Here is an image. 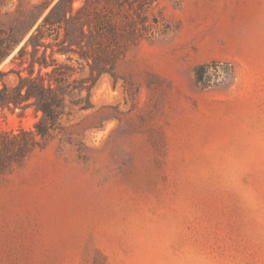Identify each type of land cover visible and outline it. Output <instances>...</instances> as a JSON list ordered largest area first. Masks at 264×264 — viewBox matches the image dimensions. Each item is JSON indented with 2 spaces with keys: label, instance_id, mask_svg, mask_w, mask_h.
Wrapping results in <instances>:
<instances>
[{
  "label": "rangeland",
  "instance_id": "374dc122",
  "mask_svg": "<svg viewBox=\"0 0 264 264\" xmlns=\"http://www.w3.org/2000/svg\"><path fill=\"white\" fill-rule=\"evenodd\" d=\"M58 1L0 0V90L38 58L62 102L0 178V264H264V0H65L73 51L18 56Z\"/></svg>",
  "mask_w": 264,
  "mask_h": 264
},
{
  "label": "trees",
  "instance_id": "16d2710c",
  "mask_svg": "<svg viewBox=\"0 0 264 264\" xmlns=\"http://www.w3.org/2000/svg\"><path fill=\"white\" fill-rule=\"evenodd\" d=\"M65 0H59L44 16L38 27L30 34L24 45L19 49L18 56H22L27 52L28 46L31 47L32 53L36 54L39 52L40 47H44L41 42V31L46 28L48 30L54 29L55 27L63 26L66 30L63 38V43L68 45V49L57 50L60 54H67L72 52V45L76 44L75 40H72L70 32L66 27L74 26L80 29L83 34V26L79 22H75V18L71 15L73 12H80L81 9H74L71 4L65 10L61 17H57V11L61 7ZM45 6L44 8H46ZM70 14V17L68 16ZM23 24V23H22ZM31 23L22 32L24 37L31 27ZM11 35L8 41L15 43L16 34L11 31ZM46 50L43 53L45 56ZM1 57V56H0ZM35 63L38 64V73L34 75ZM50 64L46 62H40L38 58H33L29 63L26 72L27 75L23 76L18 74L17 85L10 89L3 84L0 90V108H26L33 106L35 110L42 113V117L35 124L33 130L20 128L17 131H6L0 130V178L5 175L14 166L20 165L36 148L40 147L46 140L49 132L55 129V121L59 116L62 115L61 105L62 102H57V96L54 95V90L50 80H45L44 75H49L48 72L42 74V69H47ZM99 66H91V71H98ZM113 70V62L110 64V71ZM53 71V68H52ZM51 71V72H52ZM10 94L17 96V100L11 98Z\"/></svg>",
  "mask_w": 264,
  "mask_h": 264
}]
</instances>
